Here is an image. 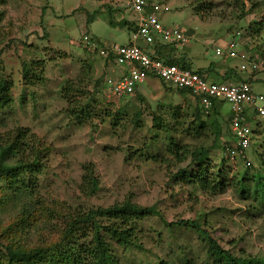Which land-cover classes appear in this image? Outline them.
I'll use <instances>...</instances> for the list:
<instances>
[{"label": "rangeland", "instance_id": "1", "mask_svg": "<svg viewBox=\"0 0 264 264\" xmlns=\"http://www.w3.org/2000/svg\"><path fill=\"white\" fill-rule=\"evenodd\" d=\"M153 1L168 8L159 15L165 28L181 29L192 35L189 44L178 52L189 54L193 66L201 62L220 63L221 58L214 50H226L234 41L236 52L249 55L253 54L249 51L253 48L264 50V0ZM125 2L0 0V69L14 83V105L0 112V135L15 128L28 129L46 148L48 156L45 169L37 176V186L30 194V204L24 199L17 201L16 206L8 204L0 209V234L17 224V241L30 248L43 246L59 238L63 216L131 200L142 207H155L163 220L152 217L142 224L141 248L121 254L120 264H202L204 249L196 234L176 226L167 227L179 221L199 223L221 247L235 255L244 253L264 259V212L250 211L254 205L251 200H243L236 189H227L215 196L201 190L192 191L190 186L172 178L187 162L177 166L175 157L167 153L168 135L177 140L181 154L184 148L205 149L210 165L224 162L230 176L257 168L251 150L247 154L251 167L247 170L241 157L230 159L221 149L223 145L235 144L229 126V104L225 101L220 104L219 116L209 114L206 132L195 138L185 132V127L193 124L192 118L181 125L170 117L176 106L194 113L196 101L191 95L185 97L166 87L161 88L164 96L136 92L111 99L101 92L100 86L95 87V81L101 79L94 75L92 67V58L96 56L81 49L77 42L88 34L102 42L126 43L127 30L111 27L104 13L87 21L101 9L114 15V6ZM259 23L263 24L262 30L248 35V30L255 29ZM83 58V62L79 61ZM35 60H44L43 80L34 86H25L23 64ZM228 64H238V60H229ZM87 65L92 70L82 86L93 94L94 114L91 122L79 126L70 117L60 89L67 81H78ZM249 75L252 74L244 73V79ZM252 87L263 96L264 75H257ZM80 100L86 101L83 97ZM117 111L124 116H120L116 125L114 117L108 118L104 113ZM138 111L142 126L135 128L132 120ZM154 115L169 123L170 133L151 128ZM215 121L220 126L219 133H216ZM249 124L251 148L261 147L264 137L254 132L264 133V123L256 119ZM149 153L156 157L150 159ZM85 164L93 165L98 180V190L93 195L82 191ZM32 204L34 207L27 212ZM21 218H29L31 225L22 228Z\"/></svg>", "mask_w": 264, "mask_h": 264}, {"label": "trees", "instance_id": "2", "mask_svg": "<svg viewBox=\"0 0 264 264\" xmlns=\"http://www.w3.org/2000/svg\"><path fill=\"white\" fill-rule=\"evenodd\" d=\"M262 25L259 23L255 29L248 30V35H252V32L258 34L262 30L260 28ZM243 36L247 38L246 35ZM154 49L157 56L167 59V63L188 69L183 59H172L162 55L163 50L160 46H155ZM249 51L253 53L248 55L250 59L264 63L263 49L259 50L256 47ZM168 52H171L170 49L166 53ZM85 64L84 62V68ZM44 65V60H35L23 64L22 79L25 86H34L36 82L43 80ZM85 69L84 73L80 74L78 81H67L60 89L62 99L68 104L70 117L79 126L91 122L94 114L92 109V103L95 102L92 98L93 94H90L89 90L82 86L85 82L84 79L86 80L87 75L89 76V72L92 70L91 65H87L86 71ZM196 73L202 76V72ZM257 75H264V73H253L247 79H244V75L236 74L234 82L246 81L251 84L252 81L256 80ZM94 84L95 87L100 86L101 88L103 80H96ZM13 86V80L0 69V112L13 107ZM179 92L181 94L190 93L185 89H179ZM134 94L136 91L132 95ZM82 97L86 99L84 103L80 100ZM195 101L196 107L193 114L182 111L180 106H176L172 109L170 117L174 121L180 122L181 125L192 118L193 124H188L185 127V132L190 136L199 138L207 130V116L204 115L198 98ZM222 102L212 100L211 112L214 117L220 115L219 106ZM104 115L108 118L114 117L113 120L116 125L121 119L120 116H124L119 111L116 113L107 112ZM244 116L247 122H251L256 115L244 113ZM139 118L140 113L138 111L132 120L135 128L142 126ZM151 124L152 129L158 131L162 128L165 129L166 134L170 133L169 123L163 122V119L157 115L152 117ZM215 124L216 133H219L220 126L218 122ZM254 133L264 137V133ZM167 138L166 151L175 157L177 166L187 162L185 167L178 169L172 176L173 180L190 186L192 191L201 190L211 196L222 194L227 189H236L243 200L253 202L254 205L250 207V211L257 214L264 212V140L260 143L261 147L257 145L251 148L252 144L250 143L247 150L244 151V158L241 159L245 162V168L250 169L251 164L247 160V154L251 150L256 159L257 168L250 171L251 173L246 171L233 177L227 173L229 167L225 166L224 162L220 165H210L205 149L191 151L184 148L181 154L177 140H173V137L169 135ZM231 145L233 144L223 145L221 149L226 152L227 149L232 148ZM234 149L238 153L242 151L239 148ZM242 153L243 151L240 155ZM47 157L46 148L28 129L15 128L0 135V209L3 210L8 204L16 206L17 201L21 202L24 199L30 204V194L37 186V176L45 169ZM155 157L149 153L150 159ZM82 184V191L88 195H93L98 190V180L94 175L92 164L83 165ZM33 207V204L32 206L29 205L27 212ZM152 217H159L160 220H163L155 207H142L131 200L106 208L71 212L67 217L63 216L64 219L61 220L62 226L58 228V239L50 244L31 248L17 241V224H15L0 234L1 239H3V243L0 245V264H120L121 254L125 255L135 248H141L139 244L141 226ZM15 222L17 223V220ZM21 222H23L22 228L25 225H31L29 218L27 220L21 218ZM173 226L196 234L204 249L205 260L202 264H264V259L259 257L248 256L244 253L235 255L230 250L224 249L197 222L179 221L167 225L169 228ZM205 226L208 227V224L206 223ZM15 227L16 229H14ZM186 262L188 263V261ZM158 264L166 263L159 262Z\"/></svg>", "mask_w": 264, "mask_h": 264}, {"label": "built area", "instance_id": "3", "mask_svg": "<svg viewBox=\"0 0 264 264\" xmlns=\"http://www.w3.org/2000/svg\"><path fill=\"white\" fill-rule=\"evenodd\" d=\"M128 5L137 18L136 30L130 34L129 43L105 48L98 47L89 38H84L82 41L84 48L98 53L104 59L113 60L127 69V75L121 79L106 80V96L116 99L131 96L136 87L148 77H156L175 89L188 90L193 96L199 98L200 104L206 111L210 110L212 100L225 101L232 112L229 126L235 146L227 149L224 154L230 159L239 156L244 158V151L249 147L251 138V129L244 113L245 110H250L260 122L264 123V95L255 93L251 84L246 81L238 84L212 83L196 72L167 63L166 58L156 55L154 47L158 43L177 47L185 46L189 42L187 35L180 30L166 29L161 24L158 15L162 11L167 12V7L152 0H130ZM139 40L147 46V49L138 46ZM234 42L228 44L229 47L226 50L216 48L215 55L224 60H240L241 73H264V63L250 59L245 53L234 51ZM234 148L241 149L242 155H240L242 151L238 153Z\"/></svg>", "mask_w": 264, "mask_h": 264}, {"label": "crops", "instance_id": "4", "mask_svg": "<svg viewBox=\"0 0 264 264\" xmlns=\"http://www.w3.org/2000/svg\"><path fill=\"white\" fill-rule=\"evenodd\" d=\"M129 2H130V0H126V2L124 4H122L120 6H114L113 10L116 13L114 15H112L111 11H109V13L108 12L105 13L104 9H101V10H99V12L96 11L97 14L93 13L91 16H89L87 21L90 22V20H94L100 13H102V14L104 13L105 16H107L108 24L111 27L119 28V29L124 28L127 30V32H128L127 42L124 44H121V45H125V44L129 43V41H130V34L136 30V20H137L136 15L132 12V10L130 9V7L128 5ZM152 2H154V1L152 0ZM100 3L102 4V2H100ZM48 7H50V4L48 5ZM160 13H162V12H160ZM160 13H159V15H160ZM159 15H158V18H159ZM131 29H134V30H131ZM178 30L185 33L181 29H178ZM185 35H187V33H185ZM191 36L187 35L188 38ZM84 38L91 39L92 41H94L96 43V45L98 47L108 48L110 46L120 45V44H115V43H110V42L109 43L108 42H102V41L97 40L88 34L83 35V37L77 42V45L81 49H83L84 51H86L87 53H89L91 55L96 56V58H92L93 59L92 67H93L94 75L99 76L103 80L101 92L105 93L106 92V83H105L106 80L107 79H112V80L121 79L123 76L127 75V73H128L127 69L124 66L117 64L113 60L104 59V58L100 57L98 55V53L91 52L90 50L84 48L82 45V41L84 40ZM137 44L139 47H141L143 49H145V48L147 49V46L141 40L137 41ZM188 44H189V42H188ZM188 44H186L185 46H181V47L178 46L177 47V46L171 45V44L158 43L156 46H160L162 48V50H163L162 55H164V56H169V58H172V59H183L184 63L187 65L189 70H191L193 72H202V76L209 82L217 83V84H226V83L238 84L239 83V82L235 83L233 81L230 82L229 80H231V78H234V76H236V74L237 75H244L245 72L241 73L239 71V65L241 64L240 60L235 59V60H238V64H234V65L228 64V61L232 60V59H227V60L220 59L221 62L218 64L213 63V62H211V63L201 62V63H198V65L193 66V61H192V58L189 56V54H187L185 52H183V53L178 52L179 48H185ZM165 47H167V48L164 49ZM169 49L171 52L166 53L167 50H169ZM161 58H165V57H161ZM83 60H85V59L84 58L79 59V61H83ZM161 85L163 87H161ZM251 86H252V83H251ZM166 87L175 89V88L165 84L164 82H162L160 79H158L156 77H148L143 83H141L140 85H138L136 87L135 91L137 93H140L141 95H150V94L152 95V94L156 93L158 95L164 96L165 94H164V91H162V90L166 89ZM161 88H163V89L161 90ZM175 90L178 91V92L177 91L176 92L179 95H184L186 97V94H189L193 97L194 100L198 98V97L193 96L191 93L187 92V93L181 94L179 92V89H175ZM111 99H113V98H111ZM198 100H199V98H198ZM199 103H200V101H199ZM200 106L202 107L201 104H200ZM203 111H204L205 116L212 114L211 108L208 111H206L203 108ZM219 111H220V109H219ZM220 112H222V110ZM245 113H247L248 115L251 114L250 110L249 111L245 110ZM231 116H232V112L230 110L229 125H230ZM256 119L259 120L256 116L253 117V120H256ZM246 122H247V120H246ZM247 124L250 126L249 122H247Z\"/></svg>", "mask_w": 264, "mask_h": 264}]
</instances>
